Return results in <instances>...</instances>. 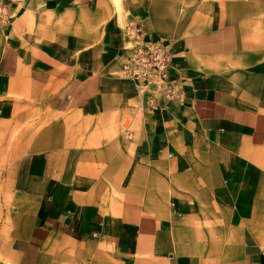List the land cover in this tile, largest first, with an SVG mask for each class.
Instances as JSON below:
<instances>
[{
  "label": "crops",
  "instance_id": "0c3cea01",
  "mask_svg": "<svg viewBox=\"0 0 264 264\" xmlns=\"http://www.w3.org/2000/svg\"><path fill=\"white\" fill-rule=\"evenodd\" d=\"M4 1L0 264H264V0ZM119 19L182 103L123 76Z\"/></svg>",
  "mask_w": 264,
  "mask_h": 264
},
{
  "label": "built area",
  "instance_id": "2783aa9c",
  "mask_svg": "<svg viewBox=\"0 0 264 264\" xmlns=\"http://www.w3.org/2000/svg\"><path fill=\"white\" fill-rule=\"evenodd\" d=\"M7 22V3L0 0V26ZM122 37L120 71L133 82L138 93L148 95L151 105H156L157 99L182 103L184 92L170 72L171 56L164 43L146 36L136 24L125 25Z\"/></svg>",
  "mask_w": 264,
  "mask_h": 264
},
{
  "label": "rangeland",
  "instance_id": "374dc122",
  "mask_svg": "<svg viewBox=\"0 0 264 264\" xmlns=\"http://www.w3.org/2000/svg\"><path fill=\"white\" fill-rule=\"evenodd\" d=\"M120 11V6L117 8ZM180 13L184 12V7L179 9ZM118 24L120 27H123V21L121 19L118 20ZM91 243H87V245L83 248L88 249V247H90ZM67 246V247H65ZM74 246L73 243L68 244V245H64V244H59L56 245L54 247L51 248V255H50V259H49V264H79V259L77 260L75 258V250H74ZM95 246L96 245H93ZM39 264H41L39 262Z\"/></svg>",
  "mask_w": 264,
  "mask_h": 264
}]
</instances>
